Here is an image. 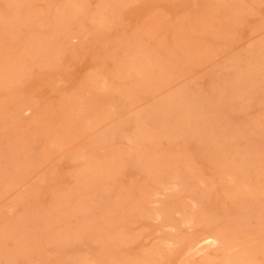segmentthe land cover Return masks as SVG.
<instances>
[{
  "label": "rangeland",
  "instance_id": "374dc122",
  "mask_svg": "<svg viewBox=\"0 0 264 264\" xmlns=\"http://www.w3.org/2000/svg\"><path fill=\"white\" fill-rule=\"evenodd\" d=\"M0 264H264V0H0Z\"/></svg>",
  "mask_w": 264,
  "mask_h": 264
}]
</instances>
